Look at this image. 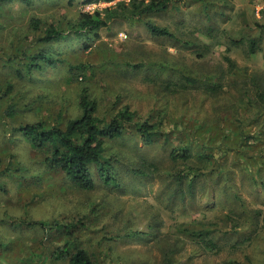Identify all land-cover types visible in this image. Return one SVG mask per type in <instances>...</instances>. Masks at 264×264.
Here are the masks:
<instances>
[{"label": "rangeland", "instance_id": "1", "mask_svg": "<svg viewBox=\"0 0 264 264\" xmlns=\"http://www.w3.org/2000/svg\"><path fill=\"white\" fill-rule=\"evenodd\" d=\"M122 1L128 0L1 4L0 75L4 76L5 62L11 65L9 59L20 48L41 46L26 40L33 33L29 27L33 17L46 22L75 19L81 12L93 13ZM146 21L168 27L175 38L153 36ZM262 23L264 0H174L166 12L145 15L142 20L113 21L89 47L85 41L54 45L66 64L37 79L22 80L18 95L23 111L16 118L4 117L5 104L0 108V264H65L45 260L48 244L61 245L65 237L45 238L41 230L26 223L71 220L86 213L89 226L80 228L77 235L83 245L93 251L96 246L103 253L97 264H164L171 247L177 249L174 259L178 264H264L261 144L251 145L249 150L242 145L239 150L235 140L238 118H245L241 104L249 99L239 92L240 82L251 78V73L264 75V32L258 25ZM253 37L260 40V50L251 54L239 41ZM227 57L233 61V69ZM134 64L141 67L135 69ZM177 71L201 83L174 92L164 80L176 78ZM217 76L226 82L223 89L211 94L206 86ZM85 86L97 98L103 116L114 115L125 104L143 119L152 116L157 121L165 116L161 121L164 135L152 145H145L132 131L127 138L110 142L109 152L122 151L127 167L143 161L155 163L158 171L152 178L140 181L122 168L120 173L127 182L122 189L100 186L84 191L73 186L63 172L39 164L41 154L20 135L12 136L15 122L44 119L52 123L59 112L65 118L77 116L79 93ZM231 96L238 97V102ZM262 116L264 119V113ZM243 125L247 135L258 134L249 119ZM261 125L264 128V120ZM195 138L201 141L200 148L192 143ZM180 145L200 149L210 163L201 166L204 176L197 178L195 197L187 195L185 203L179 196L172 202L169 195L174 186L170 153ZM219 166L224 168L223 174V170L217 173ZM239 200L249 215L258 216L254 226L244 224L247 214ZM227 215L234 220L223 221ZM183 223L194 230L209 227L210 231L214 226L219 251L204 249L205 232L200 237L197 232L184 231ZM235 224L238 227L232 229ZM139 231L145 234L133 235Z\"/></svg>", "mask_w": 264, "mask_h": 264}, {"label": "trees", "instance_id": "2", "mask_svg": "<svg viewBox=\"0 0 264 264\" xmlns=\"http://www.w3.org/2000/svg\"><path fill=\"white\" fill-rule=\"evenodd\" d=\"M34 1L0 0V5L12 2H22L31 5ZM69 1L73 2L74 0ZM95 1L100 0H82V3L86 4ZM106 1L111 2L114 0ZM173 1H122L103 10H96L93 13L81 12L75 19L65 17L61 20L50 22L33 17L29 25L33 33L32 36H27L26 40L33 39L41 43V46L35 50L22 47L9 59L11 65L5 62L6 71L2 73L4 74L3 77L0 75V108L5 106L4 117L10 120L16 118L23 111L22 99L18 95V87L22 80L26 78L37 79L38 76L44 75L45 72L61 68L66 64V60L56 53L54 45L62 42L71 46L73 43L82 44L85 41L84 44H88L85 47H89V43L98 37L99 31L104 27H108L113 21L118 19L142 20L145 15L166 12ZM145 24L153 36L175 38L174 34L166 26H161L151 21H146ZM258 25L264 32V23ZM36 33H39L37 37ZM239 43L246 44L247 51L251 54L260 50V40L257 37L249 40H240ZM227 61L230 68L233 69L235 67L233 61L229 57H227ZM132 66L135 69L141 67V65L137 64ZM177 73L178 76L176 78L164 80L165 86L174 90V92L186 88L188 84L199 85L201 83V80L187 76L180 71H177ZM221 80L222 78L217 76L213 82L207 83L206 89L209 93L216 94L223 89L226 81ZM238 90L249 99L248 102L241 104L245 118L242 116L238 118L240 123L237 125L238 130L235 137V140H238L236 148L240 150L242 145H244L243 147L249 150L248 148L251 145L256 146L260 143L261 156L264 157V128H262L263 125L258 126L264 120L262 116L264 113V75L258 72L251 73V78L240 82ZM231 99L238 102V97L234 98L231 96ZM226 100L228 103V99ZM230 102L235 103V101ZM78 105L80 113L77 116L65 118L63 113L59 112L52 123L44 119L22 124L15 122V126L10 129L12 136L15 133L20 135L31 149L34 148L41 154L42 158L39 164L42 163L49 171L63 172L73 186L84 191H93L100 186L110 190L122 189L127 184L120 173L122 168L139 177L140 181L152 178L157 173V165L155 163L147 164V161L140 162V165L135 164L132 167H127L128 161L122 151L109 152L110 142L125 139L130 134L129 132L132 131L134 132L133 134L136 133L141 136L145 145H152L164 135L161 122L165 117L164 115L157 121H154L152 116L143 119L137 110L125 104L119 107L114 115L103 116L99 114L98 100L93 97L88 86L83 87L80 91ZM246 119H249L250 123L256 124L258 128L257 135H247L244 131V125L243 128L241 127V124ZM238 136L239 139H237ZM196 139H193L192 143L200 148L198 144L201 141ZM215 147L218 146L215 144ZM198 148L191 149V145H180L171 149L170 158L173 160V169L171 171L172 181L170 182H173L174 186L169 195H171L170 200L172 202V198L176 196H179L180 201L183 203H185L187 195L195 197L197 178L204 176L203 173L201 174V166L203 164L205 166L210 165L209 160L200 153L201 151ZM20 168L23 169V167ZM219 168L217 173L223 170L220 173L223 174L224 168L222 166H219ZM210 172L216 173L215 169L210 170ZM226 183L227 179L223 183L225 185L223 188L226 187ZM239 201H241V206L246 211L244 214H247L246 223L244 224L254 226L253 223H258L259 221L258 216L256 214L249 215V211L244 207V202L242 200ZM88 214H84L85 216L82 214L81 217H72L71 220L54 218L47 222L28 221L26 223L35 230H41L45 234V238L51 235L65 237V241L61 245L52 246L48 244L49 251L45 252L46 262L58 263L61 261L65 262V264H97L99 262L103 253L96 246L93 251L88 245H83L77 235L80 228L89 226ZM233 220L231 215H227L223 219L226 222ZM208 224L210 227L213 226L211 223ZM185 225L183 223L181 229L184 228V231L192 233L197 232L200 237L205 232L204 249H215L213 250L214 252L219 251L220 245L214 239V234L217 231L214 226L209 231V227L194 230ZM237 227L238 224L232 225V229ZM143 234L145 233L141 231L133 233L136 236ZM167 251L164 264H178V261L174 259L177 249L171 247Z\"/></svg>", "mask_w": 264, "mask_h": 264}, {"label": "built area", "instance_id": "3", "mask_svg": "<svg viewBox=\"0 0 264 264\" xmlns=\"http://www.w3.org/2000/svg\"><path fill=\"white\" fill-rule=\"evenodd\" d=\"M129 1V0H128Z\"/></svg>", "mask_w": 264, "mask_h": 264}]
</instances>
